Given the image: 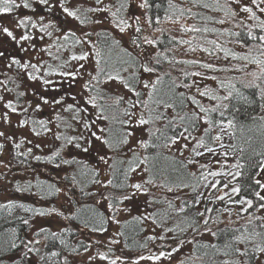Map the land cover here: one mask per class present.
Returning a JSON list of instances; mask_svg holds the SVG:
<instances>
[{
    "label": "trees",
    "instance_id": "trees-1",
    "mask_svg": "<svg viewBox=\"0 0 264 264\" xmlns=\"http://www.w3.org/2000/svg\"><path fill=\"white\" fill-rule=\"evenodd\" d=\"M49 1L54 5V0ZM68 1L72 0L59 3L61 12L64 7L74 12L73 8H77L76 15L81 16L83 22L93 21L95 14L92 11L98 7H104L106 17L115 24L120 25L121 20L129 22L131 0H89V6L81 10L78 1L70 7L66 5ZM236 1L148 0L145 27L151 31L155 44L143 41L145 28L141 25V31L133 39L140 45L137 47L106 27L100 26L89 35L93 40V59L97 68L94 76L83 84L84 90L80 91L83 97L76 106H67L62 110V116H55L54 122L59 126L55 148L40 151L35 147H15L12 151L18 171L25 178L18 177L14 183L18 196L0 201V264H31L30 260L33 264H88L79 257L91 246L81 236V230L104 232L109 226L108 212L116 215L126 201L125 197L133 191L142 194L143 198L131 207L132 213L119 222L117 241L125 253L158 250V253H170V259L182 254L180 264H236L237 260L240 264H264V253L256 250L258 246H264V208L260 207L264 203L260 200V196H264V187L260 186L264 185L260 178L264 164V41L260 39L264 36L261 27L264 12L260 9L264 8V3L250 0L247 6L253 10L250 13L239 8ZM17 3L22 5L23 0H17ZM29 4L30 7L24 10L31 12L32 0ZM228 18L231 22L226 21ZM177 21H192L191 28L170 26ZM19 29L22 34L33 37L23 43V48L36 49L37 30L30 23ZM52 33L48 37L56 38L54 52L69 53L82 44L81 36L76 32H63L55 27ZM18 48L21 52L22 47ZM144 50L148 55L143 54ZM0 51L5 53L0 60L8 63L1 65L3 76L11 71L23 73L24 69L13 65L6 51ZM198 51L202 55L196 57ZM48 58L50 60L39 64L42 68L37 65L28 73L35 71L33 74L38 78L40 73L53 80V85H69V79L75 77L65 75L68 61H58L57 54H49ZM209 63L211 68L204 67ZM9 64L12 66L8 67ZM145 64L154 71L145 72ZM145 81L149 87L144 86ZM111 84H116L113 89H109ZM151 84H155L154 89ZM7 85L11 90L10 101L16 109L25 107V112L20 113L23 121L37 134L47 132L52 123L44 120L41 124V118L35 112L27 114V106L31 107L32 102L25 99L20 84H14L11 78ZM205 89L209 96L201 95ZM230 91L233 95L227 101L211 99V95L223 97ZM89 97L94 98L95 104L85 106ZM193 97L204 107L229 105L222 109L223 117L219 111L210 114L214 125L207 133L204 129L208 125L202 119L193 118V113L204 115L199 112ZM141 116L149 122L138 125ZM228 120L233 121L232 127L227 126ZM85 124L91 127L86 128ZM221 128L228 129L230 138L226 145L236 156V165L242 167H235L230 183L222 176L215 187L211 186L204 194L211 168L203 170L198 157L202 151L213 147L217 142L213 139L215 136L219 135L221 141ZM92 132L102 139L93 137ZM129 132L132 135H127ZM183 136L190 139L187 155L173 149L172 137H177L178 141ZM201 139L202 145L198 144ZM104 140L108 143H103ZM141 141L147 146H142ZM101 156L103 160L99 158ZM105 164L109 173L103 182L101 165ZM51 167H60L61 172H66L57 179L66 184L72 209L65 214L64 225L37 228V240L28 244L30 222L50 214L51 210L44 202H53L60 191V183L48 173ZM139 171L144 172L143 178L138 177ZM236 172L240 175L234 179ZM137 183L142 185L141 190L132 187ZM98 184L100 188L96 190ZM237 186L240 192L233 193L232 188ZM35 197L41 202L32 200ZM201 200L204 202L202 210L199 208ZM240 200L245 203H238ZM248 200L252 201L251 206L246 203ZM245 208L247 211H242ZM227 209L235 210L229 220L222 215ZM201 213L207 214L206 219ZM205 220L208 221L206 226ZM152 226L154 233L150 229ZM241 234L252 239L236 241L234 237ZM30 248L39 251H29ZM236 248L247 249V254L239 255Z\"/></svg>",
    "mask_w": 264,
    "mask_h": 264
},
{
    "label": "rangeland",
    "instance_id": "rangeland-1",
    "mask_svg": "<svg viewBox=\"0 0 264 264\" xmlns=\"http://www.w3.org/2000/svg\"><path fill=\"white\" fill-rule=\"evenodd\" d=\"M54 1V5L53 2L49 0L48 4L43 5L39 3V0H32L33 9H29L31 10V12L24 10L25 8H20L15 12L4 13L0 16V27L5 26L10 29L17 27L16 30L13 29L14 34L17 36V38L22 35V32L19 29L20 27L18 28L17 26V20L21 17L23 18L24 16H30L32 18L30 26H32L33 24L36 25L35 27H32L37 30L36 38L39 39L36 49L34 48L33 50L31 49L32 47L27 49L26 47L27 51H21L22 54H19L21 52H19L20 49L18 47H23V43L25 41L17 44L7 36L0 33V49L6 51L9 59L10 57L14 56L17 59H20L22 63L31 62L32 64L34 63L35 65L41 67L39 65L41 61L50 60V58H48L49 54L50 56H54L57 54L59 59L58 61H61L60 59H65L68 61V72L66 73L78 74L77 76H73L75 78L69 79V85H53L51 84L53 80L44 78L40 73H38L39 78H37L36 80L30 79L27 73L31 67H29V69H24L23 73H15L14 71H11V73L7 76H3V67L1 65L4 64V62L5 64L8 63H6L5 60H0V96L3 97V100H0V133H3V135L0 136V201L18 196L17 194L15 195L17 190H14V187H17L14 183L16 182V180H18V177H20L21 179L25 178V175L19 173L18 171L17 163L12 155L13 149L15 147H19L21 149L35 147L39 148L40 151H48L50 149H54L59 131V126L54 122L55 116H62V110L64 108L69 105L76 106L77 101H79L80 98L83 97V93L80 92L84 90L83 84L94 76V71L97 68L96 61L93 59V40L91 38L92 36L89 37V35L93 34L98 27L102 26L114 32L117 37L121 38L122 40H126V42H130L132 45H134V47H137L140 45L134 43L133 39L135 38L137 33L135 32V28L137 26L140 27L141 25L145 28L143 41H145V38L152 40L150 35L151 31H147L145 27L146 9L139 7V5L143 3V0H131L128 11V23L131 24L132 27L127 28L123 32L120 30L123 25L115 24L106 17L107 10L104 7H98L92 11V13L95 14L94 17H92L94 18L93 21L82 22L81 16L79 17V15H76V17H71L69 15H66V13L61 12L62 9L61 5L59 4L61 3V0ZM77 1L80 3V5L78 6L80 10L81 8L84 9L85 7L89 6V0H72L71 2L68 1L66 5L70 7L72 6L70 5L71 3ZM236 2V5L239 6V8H245V6L249 5L250 0H237ZM104 4H106V2H104ZM35 7L37 8V10H34ZM73 9L75 10V12L78 11L77 8ZM88 10H91V7ZM41 16L44 17L43 20L40 19ZM136 16H139L140 18L139 25H137L134 19V17ZM226 21L231 22L229 18ZM191 22L177 21L175 25H173V23H170V26H183L189 29L191 28ZM41 26H43L44 30H42ZM55 27H59L63 30V32H76L81 36L82 44L72 48L69 53L61 54L58 50L54 52L53 43L55 42L56 38L54 39L53 36L49 38L48 33H52ZM53 33H55V31ZM186 36L189 38L191 35ZM41 37L43 38L41 39ZM84 54H87V59L81 60L72 58L73 56L80 57ZM143 54L145 56L148 55L145 50ZM201 55V51H198L195 54L196 57ZM214 57L216 56L214 55ZM216 63L217 62H214V64ZM82 65L83 67H81ZM34 72L35 71H33V73ZM11 78L14 84H20L25 99H27L29 103L32 102L30 105L31 107L27 106V114H32L35 112L36 116L38 118H41V121L47 120L52 123L50 124L49 130L47 132L37 134L32 130L30 124L23 121V116L20 113L25 112V107L23 109L17 108L16 112H12L11 109L6 106L10 101L11 92V90L8 88L7 81ZM45 80L50 81V83L45 84ZM114 85L111 84L109 89H113ZM41 97H45L49 102L46 104L43 103ZM87 99L88 98H86V102H84L85 106L88 105ZM56 100H59L60 103H54V101ZM38 104L40 105L39 108H37ZM221 135V141L217 140L213 147L209 148L211 149V151H209V149H206L205 151H202V154L200 155V157H198L199 162L204 166L203 170L211 168L206 178V180L209 179V181L208 186L206 187V189H204V194L207 193V190L212 185L217 184V181L220 177L223 176V178L226 180V183H230V180L232 179V176L234 174L235 167H233V165H236V156L229 152L228 146L226 145L228 144V139L230 138L228 129L223 128ZM96 144H98V140H96ZM185 145H187V147H185ZM190 148V139L184 136L176 141L173 145V149L177 153L182 155H187V152L190 150ZM101 168L103 180L107 178L109 171L107 164L101 165ZM59 169L60 167L48 168V173L50 174V176L60 183V191L58 197L53 202H44L46 206L50 208V214L47 217H38L30 222V227L27 232V238L28 241H32L33 243L37 240L35 237V230L37 228L47 225L58 227L64 225L66 220L65 214L72 209V203L69 195L67 194L66 184L57 179V177L64 175L63 173L66 172H61ZM41 170L43 171V169ZM213 172L217 173V175H209V173ZM139 174V178L144 177L143 171H139ZM260 178L264 184V164L260 172ZM99 188L100 185L98 184L96 186V190H98ZM25 196L23 197L26 198ZM142 198V194L133 191L131 195L126 199V201L118 208L116 215L108 212L109 226L104 232L90 233L82 229L81 236L84 239L88 240L91 246L87 251L80 253L79 257L87 261L88 264H112L113 261H115V264H180V260L183 257L182 254H177L171 259L168 258V255H165L161 257L160 260H149L140 259V257L157 255L159 254L158 250L149 251L142 254H127L120 248L119 241H117L119 222L121 221V219L132 213L131 207L136 206L137 202L140 203V200ZM32 200L41 202V200L36 197L32 198ZM203 203L204 202L201 200L199 206L200 210H202ZM210 204L207 206L206 212H208ZM234 211L235 210L229 209H227L226 211L223 210L222 215L226 216V218L229 220ZM206 216L207 214L204 213L203 218L206 219ZM153 228V226L150 227L151 231L154 233L155 231H153ZM156 235L159 236L160 233L156 232ZM30 261L31 264L34 263L33 260Z\"/></svg>",
    "mask_w": 264,
    "mask_h": 264
},
{
    "label": "snow or ice",
    "instance_id": "snow-or-ice-1",
    "mask_svg": "<svg viewBox=\"0 0 264 264\" xmlns=\"http://www.w3.org/2000/svg\"><path fill=\"white\" fill-rule=\"evenodd\" d=\"M98 2H99V0H98ZM39 3L40 4H43V5H46V4H48V0H39ZM253 3H255V0H253ZM261 3H264V0H261ZM21 6L24 7V8H29L30 7L29 0H23L22 5L20 3H17V0H0V14H3V13H12L14 9L20 8ZM139 7H141V8H148L149 7L148 0H143V3L140 4ZM244 11L251 13L253 10H252V8L245 6ZM260 11L261 12H264V8H261ZM63 12L66 13L67 15L71 16V17H76V12L71 11L67 7H64L63 8ZM112 15L115 17L116 16V13H112ZM253 15H255V13H253ZM40 19L43 20L44 17L41 16ZM134 19H135L137 25H139V21H140L139 16L134 17ZM31 20H32V18L30 16H24L23 18H20V19L17 20V26L18 27H21V28L27 27L28 24L31 22ZM149 23H151V19L150 18H149ZM120 25H123L120 28V30L122 32L125 31L127 28L132 27V25L129 24L125 20H121L120 21ZM32 26L35 27L36 25L33 24ZM261 27L264 28V24H261ZM41 28H42V30H44L43 29V26H41ZM193 30H195V29H193ZM140 31H141V28L139 26H137L135 28V32L138 33ZM0 33H2L3 35L7 36L8 38H10L13 42H16L17 44H19L22 41H28V40L33 39V37L30 34H27V33L22 34L21 36H19V38H17V36L14 34V32L10 28H8V27H0ZM48 34L51 35V33H48ZM42 38L43 37H41V39ZM66 38H67V36H66ZM260 39L262 41H264V36L260 37ZM144 42L147 43V44H155L156 43L155 40H149L147 38H145V41ZM184 43H187V41H184ZM33 47H35V45H33ZM21 51H27V49H25V48L22 47L21 48ZM4 55H5V53L2 52V51H0V57H3ZM97 55H99V53H97ZM72 58L73 59H81V60L87 59V54H84V55H82L80 57L73 56ZM10 59H11V61H12L13 64L18 65L19 67H21L23 69H28L29 67H31L33 69H36L37 68V65L32 64L31 62L22 63L20 59H17L14 56L13 57H10ZM244 59H247V57H244ZM256 62L257 63H260V61H256ZM7 66L8 67H11L12 64H9ZM81 67H83V65ZM204 67L211 68L212 65L211 64H205ZM143 69H144L145 72H149V73H151V72L154 71V68L149 67L147 64H145L143 66ZM27 75L32 80H36L38 78L36 75H34L31 72L27 73ZM65 75L75 76L76 74L75 73H66ZM117 79H119V77H117ZM44 83L45 84H49L50 81L45 80ZM156 83H159V80H157ZM125 86L126 87H131V85H129V84H125ZM144 86L145 87H149V83L147 81H145L144 82ZM85 87L87 88L88 85L86 84ZM151 87L154 89L155 88V84H151ZM21 95H23V94H21ZM136 95L139 96L140 93H136ZM201 95L202 96H209L210 93H209V91L207 89H205L201 93ZM232 95H233V93L230 91L226 96H223V97L218 96V95H211V99L212 100H217V101L223 102V101L229 100V98L232 97ZM119 99L122 100L123 98L120 97ZM192 99H193V102L199 106V112L200 113H204L203 116H200L197 113H193V118L196 119V120H201L202 119L208 125V127L204 129V131L206 133L209 132L211 130L212 126L214 125V121L211 119L210 114L219 111L220 116L223 117L224 116V111L222 109H226L229 106L228 104L221 103V104H217L214 107L209 108V107H204L203 105H201L200 101L199 100H196L195 97H193ZM0 100H3V97L2 96H0ZM41 100L45 104L49 102L45 97H41ZM137 102L139 103V101H137ZM54 103H60V101L59 100H56V101H54ZM87 103H89V104H95L94 98L89 97L88 100H87ZM6 106L9 109H11L12 112H16L17 111L16 107L12 104L11 101H9ZM145 106H147V105H145ZM39 107H40V105L38 104L37 105V108H39ZM68 107L69 108H72L73 105H69ZM126 114L127 115H133L134 113H126ZM105 119H106V117H105ZM181 119H184V117H181ZM127 122H129V121H125V123H127ZM148 122L149 121L145 120L143 118V116H141L140 119L137 121V124L138 125H144V124H146ZM220 123L223 124V121H221ZM41 124H43V121H41ZM232 125H233V121L232 120H228L227 121V126L228 127H232ZM85 127L86 128H90L91 125L90 124H85ZM100 131L102 132L103 129H100ZM184 131L187 132L188 129L185 128ZM221 131H223V128H221ZM2 135H3V133H0V136H2ZM91 135L93 137H95L96 139H102L100 136H97L96 132H92ZM127 135H132V133L129 132V133H127ZM180 135H183V133H181ZM213 139L219 140L220 139V136L217 135ZM176 140H177V137H172V143H175ZM103 143L107 144L108 141L107 140H104ZM140 143H141L142 146H145V147L147 146L146 142H144V141H141ZM203 143H204L203 139H201L200 141H198V144H201L202 145ZM77 147H79V145H77ZM185 147H187V145H185ZM84 151H87V149H84ZM209 151H211V149H209ZM199 154L200 153H198V155ZM99 158L101 160L104 159L103 156H101ZM37 159H39V157H37ZM233 167H242V165H233ZM209 175L215 176V175H217V173H214L213 172V173H209ZM239 175H240V172H236L233 178L235 179V177H237ZM255 182H256V184L260 185V181L259 180H256ZM109 183H111V181H109ZM212 186L215 187V185H212ZM260 186L261 187H264V185H260ZM132 187L135 188V189H137V190H141L142 189V185L139 184V183L132 185ZM232 192L233 193H239L240 192V188L238 186L237 187H233L232 188ZM256 195L259 196V193H256ZM127 198L128 197H125V199H127ZM260 200L264 201V196H260ZM238 203L244 204L245 201L244 200H240V201H238ZM246 203L249 206H251L252 201L251 200H248V201H246ZM260 207L261 208H264V203H262L260 205ZM181 211H182V209H181ZM242 211H247V208L242 209ZM200 215H203V214L201 213ZM207 223H208V221L205 220L204 221L205 226L207 225ZM206 230L211 231L210 229H206ZM169 231H170V229H169ZM55 235L56 234L53 233V236H55ZM212 235L215 236L216 233L215 232H212ZM256 235H259V233H257ZM150 239H156V237H150ZM234 239L236 241L243 242V241L251 240L252 237H250V236L246 237L243 234H241V235L235 236ZM32 243H33L32 241H28V244H32ZM36 243H39V242L37 241ZM13 246H15V245H13ZM256 250L259 251V252H261V253H264V246H258L256 248ZM29 251H37L38 252L39 249L38 248H30ZM235 252L238 253L239 255L243 256V255H246L247 254V249H245L244 251H241L239 248H236L235 249ZM225 254L227 255V253H225ZM165 255H170V253H165V252L161 251L158 255H151V256H148V257L141 256L140 259L160 260L161 257H163ZM41 259H43V257H41ZM112 264H115V261H113ZM236 264H240V261L237 260L236 261Z\"/></svg>",
    "mask_w": 264,
    "mask_h": 264
}]
</instances>
